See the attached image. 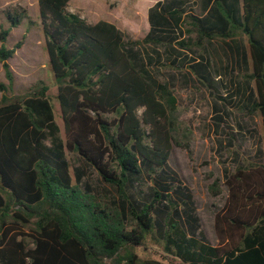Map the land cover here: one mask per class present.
Masks as SVG:
<instances>
[{"label": "trees", "instance_id": "1", "mask_svg": "<svg viewBox=\"0 0 264 264\" xmlns=\"http://www.w3.org/2000/svg\"><path fill=\"white\" fill-rule=\"evenodd\" d=\"M70 1L37 0L64 140L46 86L6 96L14 81L8 61L21 42L10 49L5 42L22 16L6 13L9 26L0 29L7 81L0 83V264H162L140 260L136 250L148 245L181 264H264V167L225 174L228 197L214 223L220 245H210L191 191L168 164L178 145L168 118L174 98L149 71L159 47L179 56L173 43L190 50L220 39L245 69V107L259 112L264 134V0H201L199 15L186 0L158 1L142 41L106 21L87 23L67 10ZM182 26L193 39L178 40ZM187 68L212 87L209 61L190 59ZM66 151L82 162L74 176ZM86 169L111 199L92 193Z\"/></svg>", "mask_w": 264, "mask_h": 264}, {"label": "rangeland", "instance_id": "2", "mask_svg": "<svg viewBox=\"0 0 264 264\" xmlns=\"http://www.w3.org/2000/svg\"><path fill=\"white\" fill-rule=\"evenodd\" d=\"M159 0H71L67 10L79 15L87 23L106 21L114 24L131 41H142L149 30L148 9ZM199 0H188L187 10L199 15ZM6 13L22 16L18 27L11 29L5 42L10 49L21 42L14 57L8 61L13 73V85L6 96L27 95L41 86L53 108L55 122L64 140L61 112L56 99L59 82L46 67L48 56L45 38L40 28L37 0H0V29H7ZM182 26L178 40L193 39ZM242 39L246 49L247 43ZM181 55L167 47H159L160 60L153 61L149 71L159 85H165L174 98V111L168 118L173 123L172 136L178 142L171 147L168 164L182 183L191 191L199 218L200 233L212 246L220 245L214 223L223 212L228 197L226 175L240 168L264 167V134L259 112L248 113L245 104L249 93L245 69L223 46L220 39L190 50L172 44ZM140 48L151 54L149 47ZM173 65V58H175ZM205 58L210 62L214 83L211 88L200 85L188 71L190 59ZM250 68V65H249ZM0 83L6 84L0 64ZM254 84L250 89L254 91ZM3 93H0V100ZM255 97V92H254ZM140 114V111H139ZM66 159L74 168L82 162L75 153L66 151ZM84 181L100 201L111 199L113 192L101 181L93 169H86ZM226 174V175H225ZM238 238V237H237ZM236 238V239H237ZM140 260H156L162 264H181L160 249L148 245L136 250Z\"/></svg>", "mask_w": 264, "mask_h": 264}, {"label": "crops", "instance_id": "3", "mask_svg": "<svg viewBox=\"0 0 264 264\" xmlns=\"http://www.w3.org/2000/svg\"><path fill=\"white\" fill-rule=\"evenodd\" d=\"M159 1H161V0H159ZM186 1H187V4H188V0H186ZM200 3H201V0L198 1V9H199V12H200Z\"/></svg>", "mask_w": 264, "mask_h": 264}]
</instances>
